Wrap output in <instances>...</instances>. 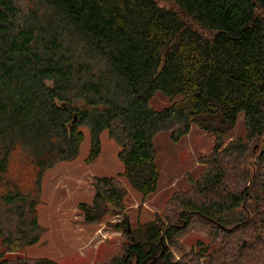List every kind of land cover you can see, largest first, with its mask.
Returning <instances> with one entry per match:
<instances>
[{
	"label": "trees",
	"instance_id": "1",
	"mask_svg": "<svg viewBox=\"0 0 264 264\" xmlns=\"http://www.w3.org/2000/svg\"><path fill=\"white\" fill-rule=\"evenodd\" d=\"M164 1L174 7L159 0H0V238L7 250L38 241L44 174L80 155L82 127L90 134L87 161L98 157L107 131L120 146L123 175L144 196L157 190L153 140L160 132L178 141L197 126L220 147L243 114L248 139H264V0ZM157 92L180 99L156 109ZM246 152L239 142L209 158L197 194L177 196L165 220L143 225L115 264H189L173 261L168 242L194 218L231 241L221 239L227 246L212 256L219 264H264V146L254 176L240 167ZM15 156L19 168L30 165L33 192L9 178ZM230 179L236 183L228 186ZM95 186L92 204L82 206L88 222L104 206L124 209L117 178H98ZM12 216L19 225L6 229ZM243 234L248 241L240 247ZM3 257L0 250V264H59Z\"/></svg>",
	"mask_w": 264,
	"mask_h": 264
},
{
	"label": "rangeland",
	"instance_id": "2",
	"mask_svg": "<svg viewBox=\"0 0 264 264\" xmlns=\"http://www.w3.org/2000/svg\"><path fill=\"white\" fill-rule=\"evenodd\" d=\"M159 2L161 5L174 7L172 2L164 0ZM177 99L180 98L170 99L163 93L157 92L151 99V104L156 109H162ZM82 129L86 138L80 155L74 160L57 163L44 174L38 207L40 226L38 241L10 251L0 238V250L4 254V259L13 261L24 258L32 262L40 258H48L59 264H115L125 256L129 244L133 242L132 239L141 238L140 230L143 225L157 218L165 220L166 213L174 209L176 198L179 196L197 194L196 183L203 178L210 167L209 158L223 152L232 144L242 142L247 146V152L242 158L245 165L240 167H244L254 176L260 165L259 156L264 146V139H248L243 114L239 115L235 127L225 134L220 147L217 146L218 140L214 133L197 126H192L189 133L178 141L173 140L170 130L160 132L153 140L155 162L160 171L158 186L154 193L144 196L123 175L125 166L118 157L120 146L107 131L101 134L100 154L95 160L87 161L91 148L90 134L87 128L82 127ZM237 158L239 161L241 157ZM18 159L19 156L13 159L9 178L17 180L25 191L33 192L34 177L31 176L30 165L25 163L24 167L19 168ZM101 177H114L122 183L126 192L125 207L117 212L112 206H104L103 216L99 220L88 222L82 206L92 204L95 185L97 179ZM235 183L236 180L230 179L227 185ZM246 184L248 186L250 181L242 184L240 188ZM250 210L249 216L254 214L253 208ZM125 219L128 220L125 227L127 232L123 223ZM17 225L19 221L15 216L4 221L6 229H14ZM257 236L253 234L249 241H253ZM247 237L248 235L243 234L239 239L237 243L240 247L246 243L244 240L248 241ZM221 239L230 241L213 225L194 218L176 237V243L168 242V244L173 261L184 260L189 264H219L212 256L218 255L216 253L222 252L221 247L227 246L224 243L226 241ZM132 264L139 263L133 259Z\"/></svg>",
	"mask_w": 264,
	"mask_h": 264
},
{
	"label": "water",
	"instance_id": "3",
	"mask_svg": "<svg viewBox=\"0 0 264 264\" xmlns=\"http://www.w3.org/2000/svg\"><path fill=\"white\" fill-rule=\"evenodd\" d=\"M245 244V243H244Z\"/></svg>",
	"mask_w": 264,
	"mask_h": 264
}]
</instances>
